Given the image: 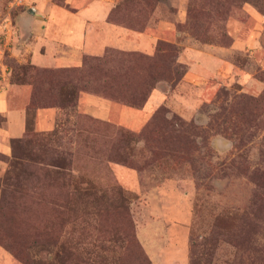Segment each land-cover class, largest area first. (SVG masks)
Returning a JSON list of instances; mask_svg holds the SVG:
<instances>
[{
    "label": "rangeland",
    "instance_id": "374dc122",
    "mask_svg": "<svg viewBox=\"0 0 264 264\" xmlns=\"http://www.w3.org/2000/svg\"><path fill=\"white\" fill-rule=\"evenodd\" d=\"M0 1V12L11 17L33 12L32 0ZM52 3L83 16L102 8L105 22L151 40V47L146 39L140 44L146 51L107 46L99 55L109 49L151 55L158 41L173 44L176 73L167 70L140 108L95 92L78 94L107 99L115 115L126 108L124 124L76 103L61 109L51 129L35 130L43 145L18 142L0 154V179L14 167L12 174L20 171L17 181L23 183L18 190L4 185L2 243L50 263L52 248L34 251L43 235L49 241L58 233L64 264H83L87 257L98 264H150L145 248L157 258L154 264H264V0ZM101 37L107 44L116 41L109 32ZM1 40L0 79L22 84L17 77L30 91L26 82L36 79L23 67L31 64L17 61ZM188 71L195 76H185ZM141 109L148 111L142 121ZM157 110L153 123L161 130L149 131ZM115 128L129 134L119 139ZM119 153L128 164L118 160ZM52 156L62 159L65 168L59 170L72 177L52 174ZM45 168L54 181L42 175ZM158 191L157 203H151ZM154 204L168 220L164 233L152 228L160 210L150 208ZM0 251V264H21L7 249ZM69 251L75 256L65 260Z\"/></svg>",
    "mask_w": 264,
    "mask_h": 264
},
{
    "label": "crops",
    "instance_id": "0c3cea01",
    "mask_svg": "<svg viewBox=\"0 0 264 264\" xmlns=\"http://www.w3.org/2000/svg\"><path fill=\"white\" fill-rule=\"evenodd\" d=\"M32 2L33 12L29 14L23 11L11 17L8 12H0V40L2 39L1 41L4 44L8 43L9 46L7 47L11 49L10 55L14 56L19 62H27L44 68L76 67L81 64L83 54L96 56L107 46L146 51L140 48V44L144 43L145 39L150 44L151 40L142 32L105 22L102 16V8L101 12L95 10L93 13L88 9L89 13L83 16L84 14L63 12L60 6L52 3V0H32ZM5 9L7 11L9 8L5 7ZM60 9L62 11H59ZM55 11L59 12L55 13ZM108 27L109 30L106 29ZM1 30L5 32L3 33ZM108 32L109 35L113 34V37L116 38L115 42L107 44L101 37V35ZM121 41L129 42V45L127 43L117 44V42ZM63 47H68L69 50L65 52L62 49ZM1 71L4 73L3 69ZM188 74L195 76L193 72L190 73L189 71L185 73V76ZM28 97L29 88L26 84L4 82L1 76L0 115L4 118V123L0 125V154H9V139L20 137L25 132V105ZM77 104L84 111H86L85 109L90 112L92 110L97 117L124 122L122 112L126 108L117 109V115H115V113L110 111L111 105L107 99L84 94L78 96ZM136 111L141 112V121L148 115L147 110ZM60 112L61 109L58 107L37 108L33 112V130L43 131L51 129L55 117ZM160 194L159 191L155 193L151 203H153L154 199L157 203ZM151 207H153L152 209H160L152 228L161 230L164 233L168 220L166 221L163 218L164 213L161 205L156 206L154 204V206L150 205ZM155 235L157 238L158 236L162 237L160 233ZM145 251L150 259V264H154L152 259L155 261L157 258L152 256L151 259V255L146 248ZM0 253L3 254L2 251ZM172 263L176 264V261L173 260Z\"/></svg>",
    "mask_w": 264,
    "mask_h": 264
},
{
    "label": "trees",
    "instance_id": "16d2710c",
    "mask_svg": "<svg viewBox=\"0 0 264 264\" xmlns=\"http://www.w3.org/2000/svg\"><path fill=\"white\" fill-rule=\"evenodd\" d=\"M176 55L177 48L173 44L160 40L155 44L151 55L109 49V51L106 50L99 56H83L81 64L76 67L40 69H36L31 65L23 67L24 72L28 69L32 70L33 74L31 77L36 80L26 82L30 86V91L28 101L25 105V132L23 138L17 137L9 139L11 152L14 149V145L18 142L34 141L37 142L38 145L44 144L41 142L42 137L39 136L40 134H36V131L33 130L32 127L33 112L37 108L58 107L60 109H73L76 106L78 94L80 92L99 93L104 97L114 99L126 106L140 108L144 104L148 92L154 87V83L163 77L165 79V72L167 70L170 72L171 76L176 73ZM114 64L116 65L114 66ZM94 73H98L99 75L97 77L93 76ZM36 77H39V79ZM18 79L17 77L15 78L16 81L24 84ZM176 79L178 78L176 77ZM37 80H40L42 83L37 82ZM41 84H43L44 87H41ZM157 112L158 110L155 111L150 118V124L147 126V128L151 127L148 128L149 131L154 129V132L161 130L159 127L156 129V125L153 123L156 119L155 116ZM113 130L115 134L120 137L119 139L129 134L127 131L119 128ZM54 131L57 130L54 129ZM141 135L142 134L139 133L134 136L140 137ZM43 150H45V148H43ZM12 155L14 156V154ZM119 155H121V153L117 154L118 160L121 163L128 164L127 159L122 158V156L119 157ZM52 160L53 164H55L53 165L55 169L52 170L53 175L61 176V174H65L72 177L71 171L64 173L62 170H59L60 168H65L61 165L63 161L60 157L58 161H56V157L52 156ZM13 168L11 170L7 169L0 179V208H2L6 202L4 199L5 184L17 185L15 189H19L23 186V183L17 181L21 172L13 173L14 176L12 174ZM50 173L51 169L45 168L42 175L49 179L48 181H54L53 176H48ZM42 185L43 182L40 183V186ZM83 190L85 192L89 191L87 188ZM54 203L60 205L56 201H54ZM58 216H60L59 212L56 213L55 217L58 218ZM243 231L244 229L242 233ZM247 234L248 230L246 231V236ZM59 237L60 235L56 233L48 241L47 237L43 235V238L39 241L38 250L34 251V255H36L41 252H47L49 248H52L54 250L52 254V263L47 261L44 262L39 259H31V256L29 255V258L26 252L16 248V246H12V244L2 243L1 239L0 247L7 249L21 264H64V261L61 259V254L64 253V249ZM72 256H75L74 251H69L65 260L72 258ZM86 260L87 261L81 262L83 264H98V261H89L88 257Z\"/></svg>",
    "mask_w": 264,
    "mask_h": 264
}]
</instances>
